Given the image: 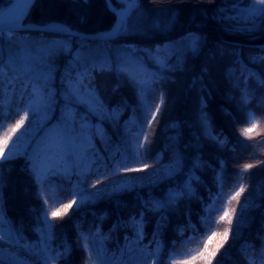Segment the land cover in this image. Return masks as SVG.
<instances>
[{"label": "trees", "instance_id": "16d2710c", "mask_svg": "<svg viewBox=\"0 0 264 264\" xmlns=\"http://www.w3.org/2000/svg\"><path fill=\"white\" fill-rule=\"evenodd\" d=\"M249 3L250 0H241L240 6L247 7ZM8 4L9 0H0V8ZM32 4L27 24L46 26L60 23L82 33L98 34L109 31L116 19L108 11L105 0H87V3L83 0H34ZM113 4L120 7L115 0ZM231 6L232 0H140L139 27L117 35L111 41L30 30L14 33L12 42L5 35L0 42L3 50L0 62L5 64L18 56V42L21 40L37 47L51 42L61 43L65 48L70 44L71 52H59L51 60L50 86L59 93L65 86L61 81L69 64L76 67L77 56L82 64L86 62L91 66L98 60H107L114 65L116 58L124 54L120 52L98 60L81 56L83 46L87 44L104 48L113 45L131 47L146 54L158 45L163 47L180 41L190 32L205 38L200 52L197 55L186 54L179 67H174L175 57L168 60L166 70L145 59V67L160 79L144 94V99L152 105V112L156 104H161V93L164 101L151 127L147 124L151 113L145 118L135 85L125 82L115 71L92 70L93 80L89 87H94L103 103L101 123L104 131L102 137L94 135L90 151L96 163L83 177L72 175L70 180L54 178L50 195L58 196L59 202L53 204L49 201L48 218L54 225L52 255L57 251L63 252V245L70 246L67 255L56 264H113V259L123 260L124 264H153L154 261L159 264H205L208 252H215L214 257L223 264H250L249 257L258 259L263 255L264 21L257 20V26L249 29L248 25L227 18L234 15L226 11ZM221 12L224 19L219 15ZM169 17H174L175 22L167 29L152 26ZM5 71L6 79L15 76V91L11 85L8 86L4 97V111L8 118L0 128V143L9 127L23 116L32 87L25 74L10 72L7 68ZM245 92L248 93V104L242 107L241 96ZM201 99L213 135L227 138L223 146L203 134ZM248 111L255 116V127L246 121ZM75 112L86 116L89 121H98L81 106L76 107ZM244 128L250 129L247 135L241 131ZM141 131L148 135V141H144L143 135L136 136ZM130 132L132 147L129 149ZM142 141L145 148L140 149L141 154L138 155L137 144ZM117 147L120 152L116 151ZM178 153L187 157L188 165L163 185L127 191L83 209L68 208L62 216H51V211L59 209L63 212L62 206L73 201V192L93 193L113 181L140 172H122L120 168L153 169L169 163ZM220 161L224 162L223 197L215 202L218 210L209 214L205 207L210 203L209 195L215 197L219 191L216 177L221 171ZM26 164V157L22 156L0 164V215L12 225L22 224L23 235L29 242L36 243L39 238L35 231L36 217L42 201L37 197L38 186ZM145 164L150 167L144 168ZM194 164L200 166L194 167ZM245 165L252 167L245 169ZM192 174L198 180L191 181L193 192L190 196H180L171 207L159 212L143 207L144 201L163 198L167 190L180 188ZM241 185L245 190L240 193L239 202L229 200ZM232 208H235L234 214ZM225 210L232 215L231 226L227 217L219 219ZM141 212L143 240L137 247L136 232L130 220L132 217L140 220ZM209 215L210 221L207 219ZM201 218L205 221L202 222ZM189 222L195 226L194 229L188 227ZM158 224L161 226L159 239L162 245L159 252L154 243L149 244ZM229 227L225 240L224 232ZM97 228L104 239L102 245L89 242L92 250L89 261L80 233L90 235ZM145 246L146 251H142ZM128 247L132 248L131 253L127 252ZM101 248L103 259L99 258L97 251ZM122 249L125 250L123 257ZM22 255L27 258L26 254Z\"/></svg>", "mask_w": 264, "mask_h": 264}, {"label": "snow or ice", "instance_id": "6c2138e0", "mask_svg": "<svg viewBox=\"0 0 264 264\" xmlns=\"http://www.w3.org/2000/svg\"><path fill=\"white\" fill-rule=\"evenodd\" d=\"M87 3V0H83ZM34 0H9V4L13 5L9 7L5 12L0 9V42L5 39L7 33V39L12 42V34L17 31H30L33 30L31 25L23 24V20L27 15V10L30 8ZM117 7L113 4V0H105V5L115 17V23L112 29L103 34L101 38L108 40L114 36L126 34L130 30L137 29L139 24L137 23L140 13V0H115ZM241 0H232V6L226 11L233 13V16L227 17L231 20L239 21L249 26V29H254L257 26V20L264 21V0H250L247 7H241ZM221 19H224V13H219ZM175 22L174 17H169L165 20L154 23L152 26L161 30L167 29ZM39 31H49L57 34H67L68 36L74 35L70 28L63 25H46ZM204 37L197 33H187L180 41L170 44L157 46L154 50L148 51L144 58H142L140 51L134 48H126L123 51V55L116 58L114 65L107 60H98L93 62L89 66L86 62L81 63V58L77 56L75 60L76 67L69 64L66 75L62 78L63 87L62 92L59 94L63 100L64 107L60 109V116L55 118V123H51L54 118V113L57 109V93L50 87L51 83V60L59 52L69 51L65 46L58 42L45 43L39 47L19 41V53L15 59L10 58L7 64L0 62V128L4 127V121L7 119V113L4 111V97L7 95L8 86H12L15 91L13 80L6 79L8 71L13 73L25 74L29 81L32 82L31 87V99L24 107V113L21 119L17 120L14 126H10L5 134V137L0 143V164L6 160L14 158L16 155H24L27 160L26 167L30 172L35 184L38 186L37 197L42 201L40 209L37 213L35 231L38 233V240L36 243L29 242L23 235V225H12L7 222L2 215H0V264H56L58 259L65 257L69 251L67 245H63V252H56V255H52L51 242L54 239L52 229L54 225L49 220V201L54 203L59 202V197L50 195L52 186L54 184V178L63 177L71 179L72 175H76L78 178L83 177L87 168L96 163L95 160H87V150L89 145L88 133L91 129L88 126V120L86 116H80L79 113L73 110L74 105H85L89 113L95 114L103 109V103L96 94L94 87L90 88L93 77L91 72L93 69H99L101 71H115L119 74L120 78L125 82L132 83L138 89V95L141 103L144 107L145 118L151 113V119H147L149 127L152 125V121L156 119V115L161 110V104H163V94L161 93V104L155 105V111L152 112V105H149L145 99L144 94L151 90L154 84H157L160 77L154 73L149 72L145 67V59L150 60L154 65H157L159 69L166 70L168 60L175 57L176 64L174 67H179L182 62V58L186 54L197 55L202 46ZM2 47H0V61L3 60ZM19 61V63H17ZM88 81V83H85ZM27 87V85H25ZM119 87V84H117ZM248 104V93L245 92L241 96V106L244 107ZM201 117L200 124L203 129V134L206 138L214 141L220 146H223L227 142V138L221 139L219 135H213L211 125L209 123L207 115L203 112V99H201ZM115 112V110H113ZM19 109L17 108V113ZM29 112L32 113V122L35 124V130L32 133L28 132V129L20 132L16 138V141L9 147V140L12 139V134L16 133L18 129L24 124V121L28 119ZM246 121L252 123L255 127V116L251 111L246 112ZM39 117V119H37ZM242 133L248 134L250 129H241ZM42 133V135H41ZM30 136L25 142H21V137ZM144 136V141H148L149 137L143 131L136 133V136ZM132 147V134L129 133L128 148ZM23 149L21 152L20 149ZM145 148V143L139 142L137 144V154L140 149ZM4 149H8L5 153ZM117 152H120V148L117 147ZM71 162V163H69ZM86 162V163H85ZM221 171L217 173L216 184L218 186V193L215 197L209 195L210 203L206 205L205 212L211 213L215 208V202L217 199L223 197V184L224 177L222 175L224 162L220 161ZM199 164H194V167H199ZM150 167L145 164L144 168ZM179 167V164L176 165ZM245 169L252 167V165H245ZM122 172L128 171H142L143 169H129L123 167L119 169ZM175 168L162 169L161 175L164 178L170 177ZM86 178V177H85ZM198 180L197 177H189V182L185 186L177 191H169L163 200L150 198L144 201L143 207L147 210L159 212L162 209L171 207L175 201L181 196L188 194L191 191V181ZM99 182V181H97ZM95 185H93L94 187ZM57 187H59L57 185ZM126 186H119L114 191L124 190ZM244 185H241L239 190L236 191L229 200H236L239 202L240 193L243 192ZM73 195L77 193L73 192ZM84 198L81 195L79 203L75 200L72 203L63 205V212L59 209L51 211L53 218L62 216L67 212L68 208L72 207V204H76L77 208L84 203ZM232 213H235V208H232ZM227 221L229 226L232 224V215L227 210L224 211V215L220 216V220ZM202 222L205 218H201ZM210 221V215L207 217ZM137 237V247L139 242L143 240V212L140 213V220L132 217L130 220ZM238 222V221H237ZM115 227V226H114ZM160 225H157V231L153 233L152 240L149 244L156 245V251L159 252L161 248V241L159 239ZM188 227L194 229V225L189 222ZM182 231V229H181ZM230 227L225 229L224 239L227 240ZM215 235V233H213ZM103 239L100 236L99 229L90 235L80 233V240L83 242V249L88 253L89 261H91L92 250L89 248V242L103 243ZM127 240V238H126ZM222 246V245H221ZM142 249V251H146ZM127 252L131 253L132 248L128 247ZM99 258L103 259L102 248L97 250ZM124 249L121 250V257L124 255ZM22 254H26V257ZM215 255V252L212 253ZM113 264H124L123 260L117 261L113 259ZM153 264H159L158 261H154Z\"/></svg>", "mask_w": 264, "mask_h": 264}, {"label": "rangeland", "instance_id": "374dc122", "mask_svg": "<svg viewBox=\"0 0 264 264\" xmlns=\"http://www.w3.org/2000/svg\"><path fill=\"white\" fill-rule=\"evenodd\" d=\"M9 6H10V4L0 8V9H4V8L9 7ZM69 48H71L70 44L66 47V49H69ZM124 49H126V48L122 47V46H114L113 45L111 47L108 46L107 48H104V47L99 46V45L87 44L86 46H83L81 56H87V57L90 56V57H93L94 59L98 60V59H104L105 57H108V56L111 57L112 55L119 54L120 52L123 53L122 50H124ZM140 54H141L142 58H144L145 52L140 53ZM113 57H115V56H113ZM50 87L57 93V105L58 106H57L55 113L53 114L54 118L51 121V123H55V118H58L60 116V109L64 107V103H63L62 98L59 95L62 91L58 93V91L55 87H52V86H50ZM90 88H92V87H90ZM30 99L31 98H29V100ZM29 100H28V102H29ZM28 102H27V104H28ZM78 106H81L85 110L88 111V109L85 105H74L73 110L75 111L76 107H78ZM56 113H57V116L55 117ZM92 115L97 117L98 121L92 122V121L88 120V126L91 129V131H89V133H88L89 145H88V150H87V160H93L94 159L93 155L90 151V148L93 146V143H94V135H96L98 137H102L103 131H104L103 125L101 123V120L103 119L102 116H104L102 110H100V111H98ZM32 119H33L32 113L29 112L28 119H26L24 121V124L21 126L20 129L17 130L16 133L12 134V139L9 140V147H11L12 143L16 141V138L19 135V133L24 131V129L27 128L29 133H32L35 130L36 126L34 123H31ZM37 119H39V117H37ZM41 135H42V133H41ZM28 139H30V136H28V135L21 137V142L23 143V142L27 141ZM4 151L6 153L8 151V149H4ZM20 151L22 152L23 149L21 148ZM19 156L25 157L24 155H16L14 158L19 157ZM69 163H71V162H69ZM177 164H179V167H176ZM187 165H188L187 157L185 155H182L181 153H178L177 155H175L173 160L170 161L169 163H166L162 166H159V167H156L153 169L152 168L151 169H143L142 171H140L139 173H137L135 175H130V176L120 178L116 181L111 182L110 184H108L105 187H102V188L95 190L93 193H83V192H79V191L75 192L77 194L74 195L73 200H75L77 203H79V201L81 199V195H82L85 202L82 205H80L79 208H77L76 204H72V207L75 209H83L85 207L94 205L103 199L109 198L111 196H114V195H117L120 193H124V192L131 191V190H136V189H142V188H151V187L159 186L161 184L163 185V183L166 182L167 180L175 178L180 172H182L187 167ZM89 168H90V166L87 168L86 172L88 171ZM169 168H175L176 170L170 177H167V178L162 177L161 170L162 169H169ZM191 176H194V175L192 174V175H190V177ZM188 182H189V178L184 183H182L180 188H177V189L171 188V189L167 190L164 197L160 198V200H163L170 190L178 192ZM119 186H126V187L124 190L114 191V189L118 188ZM190 187H191V191L188 194H185L187 196H190L193 192V188H192L191 184H190ZM243 220H245V217L243 218ZM243 245H244V247H247V245L245 243ZM67 247L69 248V251H70V246L68 245ZM59 252H62V251H59ZM207 259L208 260L206 261L205 264H223L220 260L218 261L212 255L211 252H208ZM248 260H249L250 264H264V250H263V255L260 258L255 259L253 256H251V257H249Z\"/></svg>", "mask_w": 264, "mask_h": 264}, {"label": "water", "instance_id": "95a60500", "mask_svg": "<svg viewBox=\"0 0 264 264\" xmlns=\"http://www.w3.org/2000/svg\"><path fill=\"white\" fill-rule=\"evenodd\" d=\"M32 5L33 4H31V6H30V8L27 10V15L25 16V18H24V20H23V24H25V25H31L32 26V29H33V31H39V30H36V29H41V28H43L44 26H40V25H35V24H30V23H26V19H27V16L29 15V12H30V10H31V7H32ZM52 24H55V25H62V24H60V23H51V24H49V25H52ZM64 26V25H63ZM69 28V27H68ZM112 29V28H111ZM110 29V30H111ZM109 30V31H110ZM21 31H23V30H21ZM21 31H17V33L18 32H21ZM71 31H72V33L74 34V35H72L71 37H77V38H80V39H85V40H93V41H111V40H113L116 36H114V37H112L111 39H108V40H105V39H103V38H101L102 37V35L103 34H105V33H107V32H109V31H106V32H102V33H98V34H87V33H82V32H80V31H76V30H72L71 29ZM39 32H47V33H51V34H57V33H54V32H49V31H39ZM14 33H16V32H14ZM13 33V34H14ZM12 34V35H13ZM5 35H7V33L5 34ZM57 35H62V36H68L67 34H57Z\"/></svg>", "mask_w": 264, "mask_h": 264}, {"label": "bare ground", "instance_id": "6f19581e", "mask_svg": "<svg viewBox=\"0 0 264 264\" xmlns=\"http://www.w3.org/2000/svg\"><path fill=\"white\" fill-rule=\"evenodd\" d=\"M12 6H13V5H10L9 7H12ZM9 7L4 8L3 10L6 12V11L8 10Z\"/></svg>", "mask_w": 264, "mask_h": 264}]
</instances>
